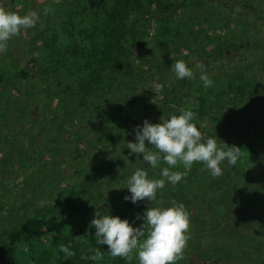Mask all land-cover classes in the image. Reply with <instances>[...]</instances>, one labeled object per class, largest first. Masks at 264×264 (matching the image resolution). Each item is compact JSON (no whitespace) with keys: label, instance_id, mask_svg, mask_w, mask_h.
Returning <instances> with one entry per match:
<instances>
[{"label":"rangeland","instance_id":"1","mask_svg":"<svg viewBox=\"0 0 264 264\" xmlns=\"http://www.w3.org/2000/svg\"><path fill=\"white\" fill-rule=\"evenodd\" d=\"M218 1L212 3L227 9V14H220L221 28L212 24L214 12L220 13L217 7L200 2L206 7L208 29L216 28L212 46H203L199 38L195 44L187 40L188 48L181 47L176 54V61L183 60L194 70V79L181 80L184 85L171 95L174 115H180L182 108L192 110L196 114L192 122L205 142L215 137L218 145L222 141L240 148L245 140L250 153L240 155L234 166L222 162L219 177L201 163L190 169L178 165L170 169L186 173L178 184H166L152 205L140 201L125 215L122 200L134 172L143 167L149 179H160L162 169L168 167L161 162L152 168L127 143L137 142L135 129L143 127L141 121L157 124L171 118L156 114L159 96L149 98L145 85L162 81L176 61L157 64L149 75L146 68L133 63L131 72L123 70L131 79L106 80L102 90L83 99L71 83H53L51 75L39 72L38 64L44 61L35 60L40 50L49 51V28L66 18L63 0H0L7 11L20 15L35 11L39 16L36 27L22 30L8 42L6 51H0V233L17 228L29 217L53 216L64 220L69 246L95 244L106 257L111 255L108 246L96 242V229L90 227L96 211L138 228L144 223L138 215L151 206L172 207L175 201L185 206L191 222L188 246L177 264H264V0ZM45 8L52 11L45 13ZM161 32L150 31L149 39L155 40L161 53L165 51L161 43L170 45L167 50L173 57L181 41L167 44ZM197 61L206 65L212 90L201 89ZM136 76L147 82L135 87L131 82ZM230 89L236 93H229L232 98L225 96ZM147 101L152 103L151 110ZM212 116L221 121L213 125ZM146 145L151 147L147 141ZM71 190L80 193L73 213L62 203ZM61 245L47 243L54 253ZM131 262L139 264L136 253Z\"/></svg>","mask_w":264,"mask_h":264},{"label":"trees","instance_id":"2","mask_svg":"<svg viewBox=\"0 0 264 264\" xmlns=\"http://www.w3.org/2000/svg\"><path fill=\"white\" fill-rule=\"evenodd\" d=\"M177 1L63 0V14L66 18L61 21V25H53L49 28L48 34L51 37V42L48 45L49 51L42 49L38 52L42 56L37 57V54L35 58L36 61L37 58H40L46 65L44 67L43 64H38L39 72L51 75L53 83L61 80L68 84L71 83L72 87L78 90L79 96L85 99L86 94L90 95L102 90L101 86L106 80L122 76L124 78L121 83H123L126 78L131 79L128 71L131 72L133 63L135 67L139 65V68H146L145 73L148 75L153 73L157 64H171L174 60L176 61V54L180 52L181 47L188 48L187 40H193L195 44L197 38L203 39L202 45L211 47L212 36H216L213 34L216 28L212 25L208 29L209 22L206 21L208 15L205 11L206 7L204 9L200 4L201 0ZM212 1L205 0L207 4L210 2L211 6H216V10L220 12H214L215 21H212V24L215 23L217 27L220 25L221 28L223 20L220 14L225 12L227 14V9L221 8ZM218 3L220 2L217 0ZM159 29L163 31L161 33L168 40L167 44L181 41L179 49L175 50L176 53L173 57H170L172 53L169 51L170 49L167 50L170 45L161 43L160 46L165 49L161 53L155 40L149 39L150 31L157 32ZM208 31L212 34L209 35ZM171 45L175 46L176 44ZM80 61L83 63L81 68H79ZM124 69H128V71H123ZM22 74L23 77H26V73ZM182 81L177 79L171 70L164 75L162 81L156 82L164 85L162 92L157 94L159 96L156 101V108H159L157 115L165 114V117L170 118V115L175 114L176 107L172 102L171 95L184 85ZM146 82L147 79L136 76L131 83L139 88L141 83ZM153 84L154 82H151L152 86ZM195 85L200 87V83L196 82ZM152 86L147 84L145 88L149 87L146 93H151L149 98L153 99L156 94ZM204 88L201 89L204 90ZM209 90H212V87ZM226 93H228L225 94L226 97L231 96L229 93L233 96L236 95L231 89ZM137 101L140 107L139 99ZM231 102L233 103V101ZM146 106L151 110V101H147ZM222 115L224 119L228 118V115L224 113ZM155 118L154 115L153 120ZM210 118L213 125L221 121V118L216 119L215 116ZM200 119H202L201 115L198 117V120ZM127 121L129 122L130 119L127 118ZM144 121L141 122L144 123ZM239 146L243 153L240 155L244 156V153H250V148L245 145V140L241 141ZM131 195L128 190L123 196L125 215L133 212L139 203L134 204L131 200H125V197ZM79 198L80 193L71 190L62 199L68 212L73 213L77 209ZM158 198L157 195V200ZM65 229L64 220L57 217L26 218L17 228L0 233V264H133L122 257H113L112 255L103 257L102 260H91L89 257L94 253L89 249H97L98 245L74 242L69 246L67 242L71 239ZM49 242L62 243L75 255L66 257L60 251L54 253L47 246Z\"/></svg>","mask_w":264,"mask_h":264},{"label":"clouds","instance_id":"3","mask_svg":"<svg viewBox=\"0 0 264 264\" xmlns=\"http://www.w3.org/2000/svg\"><path fill=\"white\" fill-rule=\"evenodd\" d=\"M44 11L48 13L52 9L45 8ZM38 21L39 16L35 11L20 15L0 6V51H6L11 39L19 36L22 30L36 27ZM171 68L177 79H194V70L183 60L174 62ZM195 70L201 73L200 80L205 88L213 85L203 62L197 61ZM163 88V84L155 82L152 86L156 94L162 92ZM179 111L180 115H173L161 123L152 124L145 120L142 128L138 126L135 129L137 142L127 143L128 149L133 154H142L143 161L152 168L158 167L161 162L168 167L162 169L160 179H149L148 172L143 167L138 168L128 179L127 189L132 195L125 197V200H131L134 204L148 200L152 205L157 200V193L162 195L166 184L175 186L186 175L170 170L178 165L190 169L194 163H201L213 177H219L222 175V162L227 161L232 166L237 163L241 154L239 147L229 146L220 140L221 144L218 145L215 137H210L205 142L203 134L192 122L196 119V114L183 108ZM146 141L151 147L146 145ZM172 203L174 206L168 208L151 206L143 216L138 215L137 219L144 221L138 228L131 226L128 220L103 214L99 210L90 227L96 229V242L107 245L108 252L113 257L131 261L133 253H136L139 264H177L184 258L190 239L188 233L191 222L185 206L175 201ZM59 251L66 257L75 255L64 245L60 246ZM89 251L94 253L89 257L91 260L103 259L98 248Z\"/></svg>","mask_w":264,"mask_h":264}]
</instances>
